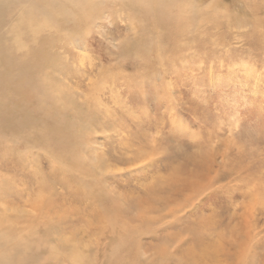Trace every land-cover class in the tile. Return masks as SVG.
Instances as JSON below:
<instances>
[{
  "label": "rangeland",
  "instance_id": "rangeland-1",
  "mask_svg": "<svg viewBox=\"0 0 264 264\" xmlns=\"http://www.w3.org/2000/svg\"><path fill=\"white\" fill-rule=\"evenodd\" d=\"M108 1L9 58L0 13V264H264V0ZM102 104L103 149L130 164L88 151ZM178 166L208 170L196 200L159 188L152 210Z\"/></svg>",
  "mask_w": 264,
  "mask_h": 264
},
{
  "label": "bare ground",
  "instance_id": "bare-ground-1",
  "mask_svg": "<svg viewBox=\"0 0 264 264\" xmlns=\"http://www.w3.org/2000/svg\"><path fill=\"white\" fill-rule=\"evenodd\" d=\"M132 1L133 0H111L110 2L108 1L109 2L108 4L112 5L113 7L114 6H127V5L129 6V3H132ZM136 1H138V0H134V2H136ZM161 1L162 0H154L153 2H157L159 5L161 3ZM106 2H107V0H0V13H2V10H5V13H4L5 15H4L3 19H5L6 21H8V23H10L9 25L7 24L8 25L7 29L6 30L3 29V31H2L3 34H6V36L9 38V40L7 41V43L3 47L5 49L4 50L5 51V57L9 58V57H11V55L12 56L15 55V51H18L23 44L22 38L25 39V37H27L28 40L30 38H38V37L42 36V34H45L46 31L51 32L50 30L56 29L57 28L56 23L58 20H60V18L65 19L67 21V23H73L76 27H79V32L82 35H84L86 32L87 23L93 22V20L96 17H98V18L100 17L99 12L102 10L101 6L103 4H105ZM150 6H142L141 8L146 10V9H149ZM150 11L151 10H149V12ZM150 14H151V12H150ZM175 16L176 15L170 14L169 17L167 18V21H168L167 23L173 22L175 19ZM59 23H61V22H59ZM65 28H68V27H65ZM61 29H63V27ZM83 29H85V31ZM81 30H82V32H81ZM70 31H71V29H70ZM54 34H56V33H54ZM75 43H77V42H72V44H75ZM43 87H47V85L43 86ZM116 92H118V91H116ZM113 93H115V92L113 91ZM94 97H95V95H94ZM114 104H116V103H114ZM91 110H92L91 118L93 120H94L93 117L99 116V118L95 119V121L98 120V121H96V122H98V126L96 129L93 130L94 131L93 135L90 137V142H89L90 150H88V151H90L92 157H94L96 161H98V159H100V158L103 160L104 165H101L99 162H97V163H99L97 165V167L104 168L105 164L108 165V167L110 165L112 166L111 162H114L115 164H118L120 166L130 164V162L132 161V157L128 158V159H122V158L114 155L113 153H111V154L108 153L106 150L103 149L104 146H106V145L110 146L111 145V142H112L111 132L113 130L108 131L106 129V131H103L101 128H99V126L102 125V123H103V122L101 123V117H103L106 120L114 122L115 118H114L113 113L116 114L115 111L113 109H111L110 107H108L106 104H102L99 107H93L92 106ZM106 123L108 124V122H106ZM127 127L125 129L124 128H122V129L126 130ZM115 128H118V126ZM96 130H100L102 132L101 134H103V136L101 137V139L103 140V143H99L98 140H96L98 138L96 134H97V132H99ZM176 131L179 132V130H176ZM123 132H125V131H123ZM86 151H87V149H86ZM78 152L81 153V150ZM178 155L180 156L179 153H178ZM21 158H22V156H21ZM181 158L183 159L184 163H190L192 165H195L194 159L188 158L187 156H184V155H182ZM26 159H28V158H26ZM34 159H35V157H34ZM105 160H106V163H105ZM21 161H17L15 163H13V165H19L21 168L22 167L27 168V167H32L33 162H34V161L32 162V160H30V159L27 160L29 162H26V163H22ZM89 161H91V160H89ZM71 162H73V161H71ZM27 169H29V168H27ZM70 171H69V173H70ZM207 171L208 170L206 169V170H201V171H197V172L196 171L192 172V171L186 170L185 166H178V168L170 169V175L167 177V179H166L167 181L165 180L164 184H161V185L158 184L157 188L153 192L151 190L148 191V193H146L142 197L141 201H143V203H147L149 205L152 204V203L150 204L149 202L159 201L160 198H158L159 196H156V195H160V194H156V193L158 192V189L160 188L162 190L163 194H168L169 191H172L174 189V192L176 193V195H171L173 200L180 198L184 191L190 189V191L194 193L192 198L185 196V195H183V197H184L186 203L192 202V201L196 200V197L198 196V189H201V186L199 185V183L196 180H200V178L204 179L205 177L208 178L207 177L208 176ZM67 173H68V171H67ZM116 178L117 177H114V178H112V181L110 183H106V185H107L106 187L109 189L107 193L111 194L112 197H116L117 195L121 194V192H122L121 188L118 189L117 186L115 185ZM209 178H210V181L212 182L213 177H209ZM214 179H215V177H214ZM45 181H46V179H45ZM48 182H50V181L48 180ZM126 191H127L126 194H128V195L131 192L130 190H128V188L126 189ZM148 195L150 196V199L148 198ZM119 201H120L119 199H116V198L114 199V202L116 204H119L120 203ZM128 202L130 204V202H134V200L131 199L130 197H128ZM160 205H162L163 208L165 207V203L160 202ZM150 207L152 208V210H154L153 205H151ZM162 209H159V210H162ZM103 215H106V211H105V214L104 213H102V214L97 213L96 218L99 219V221L101 219V221L103 223H105V220H104L105 217ZM86 222H87V220H86ZM90 222H92V221H90ZM107 222H108V219H107ZM93 233H95V232H93ZM96 243H97V245H100L101 241H100V243H99V241H97ZM248 246H250V245L248 244ZM241 256L244 257V256H249V255L246 253V254H241ZM212 258L213 257H211V260H212Z\"/></svg>",
  "mask_w": 264,
  "mask_h": 264
}]
</instances>
